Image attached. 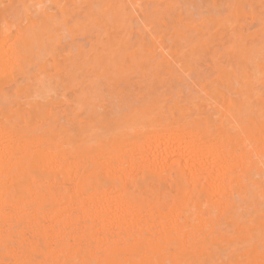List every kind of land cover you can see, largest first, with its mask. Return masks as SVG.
I'll use <instances>...</instances> for the list:
<instances>
[{
  "label": "bare ground",
  "instance_id": "obj_1",
  "mask_svg": "<svg viewBox=\"0 0 264 264\" xmlns=\"http://www.w3.org/2000/svg\"><path fill=\"white\" fill-rule=\"evenodd\" d=\"M264 0H0V264L258 262Z\"/></svg>",
  "mask_w": 264,
  "mask_h": 264
},
{
  "label": "snow or ice",
  "instance_id": "obj_2",
  "mask_svg": "<svg viewBox=\"0 0 264 264\" xmlns=\"http://www.w3.org/2000/svg\"><path fill=\"white\" fill-rule=\"evenodd\" d=\"M262 23H264V20H262ZM262 235H264V223H262ZM21 264H27V262H21ZM226 264H264V245H262L261 259L258 262L247 259H240L226 262Z\"/></svg>",
  "mask_w": 264,
  "mask_h": 264
}]
</instances>
